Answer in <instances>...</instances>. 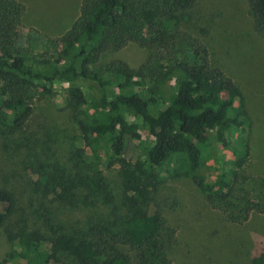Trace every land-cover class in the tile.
I'll return each instance as SVG.
<instances>
[{"label":"trees","instance_id":"trees-1","mask_svg":"<svg viewBox=\"0 0 264 264\" xmlns=\"http://www.w3.org/2000/svg\"><path fill=\"white\" fill-rule=\"evenodd\" d=\"M244 3L250 29L240 38L225 34L217 14L198 0H81L67 30L33 53L38 38L21 27L24 4L0 0V132L13 133L25 124L33 89L73 85L64 108L83 140L86 173L77 172L75 179L51 177L54 188L97 195L103 191L101 170L118 166L119 207L125 210L122 214L112 206L107 218L89 219L79 232L68 233L45 210L38 216L31 204L18 208L14 191L0 186V231L11 244L0 264H264V231L255 242L228 228L227 245L220 227L207 234L202 251L179 253L175 226L149 197L166 177L177 176L167 167L181 157L206 205L224 224L240 227L255 215L264 220V175L243 174L253 124L236 79L248 59L241 54L259 58L262 51L261 46L246 50L245 40L254 37L264 47V0ZM128 42L145 52L135 74L117 60L93 68L101 54ZM79 86L87 89L92 111ZM126 117L143 121L146 138ZM209 137L232 155L218 159L211 179L195 175L200 146ZM127 150L135 156L126 157ZM38 171H33L36 184L44 186L47 175ZM54 188L56 200L70 195ZM148 202L151 214L143 208Z\"/></svg>","mask_w":264,"mask_h":264},{"label":"rangeland","instance_id":"rangeland-1","mask_svg":"<svg viewBox=\"0 0 264 264\" xmlns=\"http://www.w3.org/2000/svg\"><path fill=\"white\" fill-rule=\"evenodd\" d=\"M18 1L25 6V12L20 19L21 27L27 32L31 29L29 33L32 37L38 38L37 44L33 45V53L47 49L45 46H49L53 38L67 30L78 16L81 2V0ZM198 2L204 9L210 8L217 14L219 18L216 20L225 29V34L232 33L240 38L248 34L250 19L246 14L244 0H198ZM245 43L246 50L255 51V47H262L259 58L241 54V58H248L247 64L242 67L243 73L236 77L241 83L246 109L253 124L250 141L252 152L249 154L243 174L245 177L256 178L264 175V47L260 40L254 37L247 38ZM144 55L142 48L128 42L118 50H108L101 54L93 68L100 70L104 64L117 60L124 63L129 72L135 74ZM72 87L71 84H55L49 92L39 88L33 89L32 112L25 124L13 133L0 132V186L14 191L18 208L24 210L31 204L32 210L38 216L45 210L59 229L77 233L83 229L85 221L99 217L107 218L112 206H117L122 214L125 210L119 207L122 177L118 166L101 170L99 176L102 179L103 191L97 195L85 197L84 192L76 193L73 190L64 192L66 187L54 188L51 177L59 180L62 174L63 179H75L77 172L86 173L81 164L83 140L69 110L64 108L67 91ZM79 88L85 94L84 99L91 103L89 106L92 111L95 107L90 97H87V89L82 86ZM126 119L130 123H136L142 138H146L148 133L142 120L133 117ZM200 153V169L195 175L208 179L213 178V168L217 165L218 159L222 157L225 160L232 159L231 153L221 150L211 137L200 146ZM125 156L133 158L134 151L127 150ZM167 168L175 169L177 176L166 177L167 179L158 186L157 192L151 193L149 197L163 206L165 216L175 226L180 241L179 253L187 248L195 252L196 247L197 251H202L201 246L208 244L207 234L220 227L224 229L221 235L222 242L227 245L229 236L225 230L228 228L231 230L234 228L233 231L237 235L243 231L244 233L239 234L242 239L248 235L257 242L258 238H262L264 220L261 216H252L240 227L224 224L226 222L220 219L221 214L206 205L202 194L192 181L193 175L188 172L181 157L173 160ZM36 170L47 175L46 185L36 184L38 178L33 173ZM164 172V169L159 170L160 175ZM250 186L251 182L244 185L245 188ZM53 188L56 193L70 195L64 201L56 200L50 192ZM109 197L112 202L108 204L105 198ZM143 208L151 214V202ZM251 247L249 245L246 248L250 251ZM10 248L11 244L0 231V261Z\"/></svg>","mask_w":264,"mask_h":264}]
</instances>
